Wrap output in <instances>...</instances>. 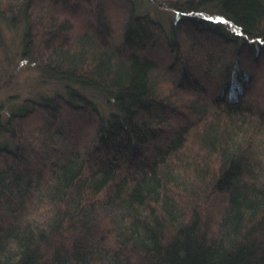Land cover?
Instances as JSON below:
<instances>
[{
    "label": "trees",
    "instance_id": "16d2710c",
    "mask_svg": "<svg viewBox=\"0 0 264 264\" xmlns=\"http://www.w3.org/2000/svg\"><path fill=\"white\" fill-rule=\"evenodd\" d=\"M168 2L0 0L64 90L0 120V264H264V0Z\"/></svg>",
    "mask_w": 264,
    "mask_h": 264
},
{
    "label": "rangeland",
    "instance_id": "374dc122",
    "mask_svg": "<svg viewBox=\"0 0 264 264\" xmlns=\"http://www.w3.org/2000/svg\"><path fill=\"white\" fill-rule=\"evenodd\" d=\"M118 3V0H113ZM139 13H148L159 21L168 31L174 25L180 14L169 7V0H131ZM77 25L80 30L87 29V20L80 16ZM23 25L13 27L3 23L0 37V120H4L12 109L19 107L26 99H44L56 93L63 94L62 84L51 79H44L39 66L22 57ZM165 66L170 57L162 55ZM255 72V71H254ZM258 72V73H257ZM165 73L172 78L175 74L166 69ZM170 78V79H171ZM256 88L251 100L255 105L264 108V65H259L255 72ZM172 80V79H171ZM91 96V95H90ZM97 105L105 112L102 100L91 96Z\"/></svg>",
    "mask_w": 264,
    "mask_h": 264
}]
</instances>
